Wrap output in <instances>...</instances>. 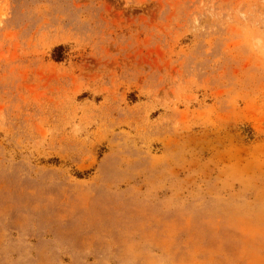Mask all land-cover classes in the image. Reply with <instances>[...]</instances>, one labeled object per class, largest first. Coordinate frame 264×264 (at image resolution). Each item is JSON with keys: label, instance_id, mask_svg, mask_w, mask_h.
Returning a JSON list of instances; mask_svg holds the SVG:
<instances>
[{"label": "rangeland", "instance_id": "374dc122", "mask_svg": "<svg viewBox=\"0 0 264 264\" xmlns=\"http://www.w3.org/2000/svg\"><path fill=\"white\" fill-rule=\"evenodd\" d=\"M0 264H264V0H0Z\"/></svg>", "mask_w": 264, "mask_h": 264}, {"label": "trees", "instance_id": "16d2710c", "mask_svg": "<svg viewBox=\"0 0 264 264\" xmlns=\"http://www.w3.org/2000/svg\"><path fill=\"white\" fill-rule=\"evenodd\" d=\"M65 49L66 47L64 45H58L55 47L53 57L56 61H62L65 58Z\"/></svg>", "mask_w": 264, "mask_h": 264}]
</instances>
